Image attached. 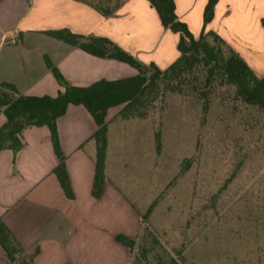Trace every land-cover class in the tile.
Returning a JSON list of instances; mask_svg holds the SVG:
<instances>
[{
  "label": "crops",
  "instance_id": "obj_1",
  "mask_svg": "<svg viewBox=\"0 0 264 264\" xmlns=\"http://www.w3.org/2000/svg\"><path fill=\"white\" fill-rule=\"evenodd\" d=\"M206 1L173 0L174 13L193 38L202 29L214 31L256 77H264V0H216L211 19L203 25ZM59 29L106 38L140 64L153 63L159 70L179 55L178 34L162 27L147 0H123L107 17L83 0H0V84H13L25 95L55 96L62 87L44 57L73 87L137 74L125 62L90 54L45 33ZM121 108L111 106L104 115V180L98 197L91 194L95 152L91 136L97 126L80 104H68L56 119L71 198L64 196L52 172L58 161L46 126L23 129L16 154L0 150V219L25 253L33 255L32 264H100L115 255L120 244L115 235L134 237L128 231L136 223L140 231L142 212L132 203L133 188L111 174L118 162L143 157L140 150L129 154L125 128L138 119L119 117ZM5 120L0 112V127ZM0 264H13L1 246Z\"/></svg>",
  "mask_w": 264,
  "mask_h": 264
},
{
  "label": "rangeland",
  "instance_id": "obj_2",
  "mask_svg": "<svg viewBox=\"0 0 264 264\" xmlns=\"http://www.w3.org/2000/svg\"><path fill=\"white\" fill-rule=\"evenodd\" d=\"M207 97L158 82L138 109L142 117L125 128L129 154L140 150L142 159L118 162L111 174L133 188L142 213L157 198L147 224L178 264H264L263 115ZM130 229L134 237L122 235L148 243L138 223ZM117 247L100 264H129L135 252ZM151 251L149 259L165 256Z\"/></svg>",
  "mask_w": 264,
  "mask_h": 264
},
{
  "label": "trees",
  "instance_id": "obj_3",
  "mask_svg": "<svg viewBox=\"0 0 264 264\" xmlns=\"http://www.w3.org/2000/svg\"><path fill=\"white\" fill-rule=\"evenodd\" d=\"M103 17L111 16L123 0H98L91 3ZM154 9L162 27L178 34V57L165 69L159 70L153 63L147 66L137 62L131 55L122 51L112 42L102 37H85L71 33L67 29L45 31L46 34L70 45H76L84 51L100 57H109L127 63L137 70V74L119 80H99L87 87L69 86L51 62L44 57L45 65L55 81L62 87L55 96L25 95L10 83L0 84V112L6 118L0 127V150L10 149L14 154L22 147L20 135L28 126H46L49 132L53 153L57 165L53 174L66 198L72 197L68 177L64 168V156L61 152L56 132V119L61 116L68 104H80L90 114L97 128L92 134L95 144L93 161V179L91 194L98 197L104 180L103 163L106 145V127L104 115L107 108L122 105L118 111L121 118H141L138 109L145 98L155 90L158 82H167L168 89L181 93H199L225 101L234 111L242 108L255 110L264 118V77H256L242 59L214 31L203 29L197 38H193L186 25L179 21L174 13L173 0H147ZM216 0H207L202 13L204 25L212 17V8ZM264 29V23L262 22ZM206 108V102L202 109ZM157 147V133L154 136ZM157 202V198L140 213V228L146 244L117 234L114 239L125 246L132 256L129 264H178L160 247L159 241L151 233L147 220ZM0 246L13 264H32V254H26L10 229L0 219ZM159 247V248H158ZM152 249L165 256L148 258ZM162 249V250H159ZM169 257V258H168ZM168 258L167 260H165Z\"/></svg>",
  "mask_w": 264,
  "mask_h": 264
}]
</instances>
